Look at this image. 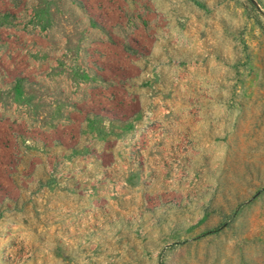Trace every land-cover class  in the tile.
<instances>
[{
	"label": "rangeland",
	"instance_id": "1",
	"mask_svg": "<svg viewBox=\"0 0 264 264\" xmlns=\"http://www.w3.org/2000/svg\"><path fill=\"white\" fill-rule=\"evenodd\" d=\"M47 17L55 37L98 35L165 67L157 117L229 127L195 177L160 141L95 203L66 176L35 201L0 184V264H264V0H54Z\"/></svg>",
	"mask_w": 264,
	"mask_h": 264
},
{
	"label": "crops",
	"instance_id": "2",
	"mask_svg": "<svg viewBox=\"0 0 264 264\" xmlns=\"http://www.w3.org/2000/svg\"><path fill=\"white\" fill-rule=\"evenodd\" d=\"M53 2L0 0V184L15 201H35L66 176L95 203L102 179L134 171L160 141L174 149L166 155H187L195 177L229 117H157L155 82L166 68L98 35L53 36Z\"/></svg>",
	"mask_w": 264,
	"mask_h": 264
}]
</instances>
